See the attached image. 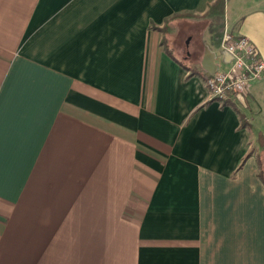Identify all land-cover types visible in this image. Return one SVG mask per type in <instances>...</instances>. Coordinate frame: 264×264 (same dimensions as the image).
I'll return each mask as SVG.
<instances>
[{
  "label": "crops",
  "instance_id": "crops-1",
  "mask_svg": "<svg viewBox=\"0 0 264 264\" xmlns=\"http://www.w3.org/2000/svg\"><path fill=\"white\" fill-rule=\"evenodd\" d=\"M216 2L0 0V264H264V77L211 100ZM226 30L264 60V0Z\"/></svg>",
  "mask_w": 264,
  "mask_h": 264
},
{
  "label": "built area",
  "instance_id": "built-area-1",
  "mask_svg": "<svg viewBox=\"0 0 264 264\" xmlns=\"http://www.w3.org/2000/svg\"><path fill=\"white\" fill-rule=\"evenodd\" d=\"M221 49L231 57L230 66L209 76L206 85L211 100L227 104L246 96L252 85L263 79L264 60L249 38L228 30L223 34Z\"/></svg>",
  "mask_w": 264,
  "mask_h": 264
},
{
  "label": "trees",
  "instance_id": "trees-1",
  "mask_svg": "<svg viewBox=\"0 0 264 264\" xmlns=\"http://www.w3.org/2000/svg\"><path fill=\"white\" fill-rule=\"evenodd\" d=\"M228 1L229 0H217V2L210 8L208 12V16L212 18L213 25L215 26L214 30L212 31L215 33L214 39L216 41H222V35L225 25V9ZM261 139L264 143V138Z\"/></svg>",
  "mask_w": 264,
  "mask_h": 264
},
{
  "label": "water",
  "instance_id": "water-1",
  "mask_svg": "<svg viewBox=\"0 0 264 264\" xmlns=\"http://www.w3.org/2000/svg\"><path fill=\"white\" fill-rule=\"evenodd\" d=\"M216 56L208 55L205 60V68L209 69V73L214 75L218 72V67L215 64Z\"/></svg>",
  "mask_w": 264,
  "mask_h": 264
},
{
  "label": "rangeland",
  "instance_id": "rangeland-1",
  "mask_svg": "<svg viewBox=\"0 0 264 264\" xmlns=\"http://www.w3.org/2000/svg\"><path fill=\"white\" fill-rule=\"evenodd\" d=\"M191 38L187 39V42L190 40ZM256 136L258 137V146L261 149H264V143L262 142V139L261 138H264L263 135H259V134H256ZM264 153V150L263 152H261V154ZM262 171H263V174H264V154L262 155Z\"/></svg>",
  "mask_w": 264,
  "mask_h": 264
}]
</instances>
